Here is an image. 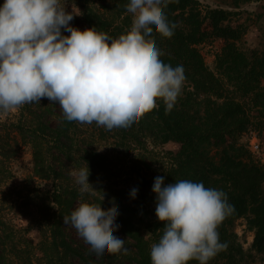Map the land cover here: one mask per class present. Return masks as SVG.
I'll use <instances>...</instances> for the list:
<instances>
[{"label":"clouds","instance_id":"obj_1","mask_svg":"<svg viewBox=\"0 0 264 264\" xmlns=\"http://www.w3.org/2000/svg\"><path fill=\"white\" fill-rule=\"evenodd\" d=\"M168 0H128L133 30L112 39L95 27L83 31L71 25L72 12L61 0H4L0 5V113L44 98L58 104L68 121L102 125L108 135L125 133L163 101L166 113L177 103L186 80L182 65L173 67L152 43L158 33L174 35L162 9ZM67 32L70 35H64ZM81 192L95 191L90 169L71 172ZM155 214L163 234L151 246V264H208L227 243L219 224L234 206L222 190L202 182L154 179ZM138 188H133V199ZM80 203L63 217L78 232L84 248L97 260L107 254L129 253L124 239L114 235L120 225L117 209L103 214Z\"/></svg>","mask_w":264,"mask_h":264},{"label":"trees","instance_id":"obj_2","mask_svg":"<svg viewBox=\"0 0 264 264\" xmlns=\"http://www.w3.org/2000/svg\"><path fill=\"white\" fill-rule=\"evenodd\" d=\"M114 2L116 10L112 15L106 7L105 13H100L89 0H76L88 29L95 27L97 32L117 39L131 32L132 21L126 10L128 0ZM3 3L0 0V5ZM162 11L176 25L174 35L165 38L151 33L152 43L160 48V58L166 64L184 67V85L189 89L186 95L199 102L202 109L192 112L174 106L166 113L164 103L159 102L134 127H142L154 143L177 145L172 153L173 167L167 174L169 184L191 180L226 193L235 210L218 226L221 241L228 239L236 220L244 219L253 232L251 250L264 254V163L257 162L247 146L239 143L250 128L264 133V49H241L239 43L245 31L233 20L238 13L203 6L198 0H168ZM214 41H219L221 48L212 72L198 47ZM57 118L52 127L34 113L24 120V125L16 127L20 136L28 130L26 142L32 150L35 175L51 183L42 207L32 219L40 235L42 264H99L83 245H72L65 237L63 217L71 215L80 193L61 180L62 169L51 161V149L66 160L81 158L89 169L98 164L100 155L93 149L75 151L76 121H68L63 110ZM210 150L216 154L210 156ZM142 192L144 202H154L149 192ZM116 223L120 225V235L131 244L130 261L151 264V246L159 241L164 228L155 211L140 218L137 210L126 207L119 211Z\"/></svg>","mask_w":264,"mask_h":264},{"label":"rangeland","instance_id":"obj_3","mask_svg":"<svg viewBox=\"0 0 264 264\" xmlns=\"http://www.w3.org/2000/svg\"><path fill=\"white\" fill-rule=\"evenodd\" d=\"M203 6L213 9H223L238 13L233 20L241 24L245 35L239 45L244 50L264 49V0H198ZM91 7L100 13L106 11L115 14L114 0H89ZM66 11L72 12L74 19L71 25L83 31L88 29L76 0H61ZM238 7V10H236ZM132 29L133 30V19ZM252 29V30H251ZM64 35L70 33L64 32ZM221 48L219 41L198 47L206 67L215 72V56ZM188 88L184 85L178 97L176 107H185L189 110L202 109L199 102L189 100L186 95ZM163 102L158 100L157 103ZM251 107V106H250ZM36 113L40 121L55 126L62 108L44 98L39 103H26L7 113H0V264H42V250L39 246L40 235L36 226L32 225L33 216L45 200L51 183L40 180L34 173V163L31 147L27 144L28 130L22 131L23 136L17 133L16 127L24 125V120ZM252 113L254 111L252 110ZM142 127H132L125 133L108 135L102 125L76 121L74 150H95L100 158L96 159L95 167L90 168L89 183L99 192L91 189L80 191L71 172H78L85 168V162L76 157V160H66L59 153L51 149V161L62 169L61 180L80 193L79 199L74 201L72 212L80 203L87 202L105 214L112 209L125 210L126 207L138 211L140 218L154 212L156 196L152 191L154 179L161 175L167 182V174L173 167V155L177 149L175 143H154L143 132ZM255 137L259 144L258 152H251L249 142ZM241 144L247 146L248 151L259 163H264V133L259 134L250 128L241 135ZM210 150V156L215 155ZM138 188L140 193L133 199L130 192ZM151 194L154 202L149 204L141 199L142 191ZM264 190V184L262 185ZM108 209V211H106ZM151 215V213H150ZM65 237L72 245H83L77 230L71 225H65ZM114 235L126 240L119 231ZM228 239L221 241L228 247L220 251L208 264H264V254H257L251 250L253 232L249 230L244 219L236 220L228 233ZM125 247L130 251L124 254H107L104 259L97 260L99 264H133L130 261L131 244L125 241ZM92 259H96L92 257ZM199 264V262H198Z\"/></svg>","mask_w":264,"mask_h":264},{"label":"built area","instance_id":"obj_4","mask_svg":"<svg viewBox=\"0 0 264 264\" xmlns=\"http://www.w3.org/2000/svg\"><path fill=\"white\" fill-rule=\"evenodd\" d=\"M249 147H250L251 152H258V150H259V144L256 141V138L255 137H252L251 138V141L249 142Z\"/></svg>","mask_w":264,"mask_h":264},{"label":"crops","instance_id":"obj_5","mask_svg":"<svg viewBox=\"0 0 264 264\" xmlns=\"http://www.w3.org/2000/svg\"><path fill=\"white\" fill-rule=\"evenodd\" d=\"M252 30V29H251Z\"/></svg>","mask_w":264,"mask_h":264}]
</instances>
